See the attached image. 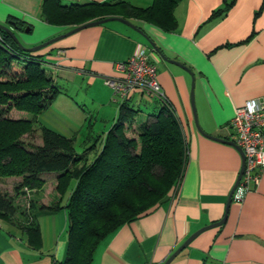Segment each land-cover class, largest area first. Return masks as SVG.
<instances>
[{
	"label": "crops",
	"instance_id": "crops-1",
	"mask_svg": "<svg viewBox=\"0 0 264 264\" xmlns=\"http://www.w3.org/2000/svg\"><path fill=\"white\" fill-rule=\"evenodd\" d=\"M104 1L120 0H60L63 5ZM123 1L137 7L152 3ZM229 2L232 6L225 15L210 20L213 12ZM42 3L0 0V23L12 28L25 47L57 39L38 54L58 87L60 104L77 117L79 102L63 82L74 77L86 82L85 93L93 108L89 118L84 114V124L88 122L85 140L98 135L104 138L116 118L119 102L105 83L108 78H122L116 63L145 47L169 110L188 144L187 164L175 195L119 227L98 247L91 264H163L188 237L224 215L221 225L200 232L168 264H264V171L242 202L231 200L227 207L242 157L236 147L210 137L232 141L230 121L235 108L249 99H264V0H181L174 10L173 30L129 20L154 46L117 20L66 35L77 26L45 21ZM128 100L140 111L146 105V113L161 105L153 95L139 91H133ZM49 108L38 117L44 126ZM66 120L68 132L62 135L75 139L76 124ZM99 120L102 125L96 131ZM40 176L45 186L37 200L48 205L59 199L57 174L43 172ZM74 185L72 181L60 200L62 205ZM37 221L41 245L34 249L20 230L0 218V264H59L64 260L66 209L41 215Z\"/></svg>",
	"mask_w": 264,
	"mask_h": 264
},
{
	"label": "trees",
	"instance_id": "trees-1",
	"mask_svg": "<svg viewBox=\"0 0 264 264\" xmlns=\"http://www.w3.org/2000/svg\"><path fill=\"white\" fill-rule=\"evenodd\" d=\"M180 1L152 0L147 7H137L123 0L69 5L43 0L41 14L45 21L55 24L79 26L121 17L173 30L174 10ZM231 6L232 2L226 3L210 20L225 15ZM58 93L41 56L21 49L0 29V181L20 177L13 190H21L29 206L27 216L17 221L14 215L20 208L14 203L15 197L0 187V218L20 230L29 246L37 249L41 245L37 218L66 209L65 258L59 264H91L98 247L119 227L167 200L166 192L180 183L184 174L188 144L166 100L157 98L160 107L138 120L140 109L126 99L119 103L105 137L90 136L78 152L74 137L64 136L38 120ZM34 131L39 132L40 145L23 141L24 135ZM43 172L57 174L59 199L48 205L37 201L45 186L40 176ZM72 181L75 185L62 205L60 200ZM149 198L155 200L145 201Z\"/></svg>",
	"mask_w": 264,
	"mask_h": 264
},
{
	"label": "built area",
	"instance_id": "built-area-1",
	"mask_svg": "<svg viewBox=\"0 0 264 264\" xmlns=\"http://www.w3.org/2000/svg\"><path fill=\"white\" fill-rule=\"evenodd\" d=\"M116 70L122 78L112 77L105 81L113 90L115 101L128 100L133 91L165 100L156 68L145 47H139L127 60L116 63ZM230 127L232 141L242 150L245 159L242 175L232 194V200L240 203L249 189L259 184L264 171V99H249L236 107Z\"/></svg>",
	"mask_w": 264,
	"mask_h": 264
},
{
	"label": "rangeland",
	"instance_id": "rangeland-1",
	"mask_svg": "<svg viewBox=\"0 0 264 264\" xmlns=\"http://www.w3.org/2000/svg\"><path fill=\"white\" fill-rule=\"evenodd\" d=\"M42 48H40V49H42ZM39 50H37L33 53H35L36 55H39L38 54ZM63 83H64V88L68 90V92L71 94V96H73L72 98H75L79 102L78 117H77V114L75 112H72L71 110H69L68 107H63L59 102L60 98L56 97V99L53 100L52 105L50 106L48 112H46V114L44 116V119H47V123H46L47 125L45 124V126L56 131V132H58V133H60V134L65 135V133L68 132L66 130V128H67V125H66L67 120L66 119L70 118L71 120H74V122L76 124L75 129L73 130V132H75V136H76L75 137V149H76V151L81 152L83 149L82 143L85 140V137L87 134V128H88L87 127L88 122H86L84 124V114H86L87 117L89 118L90 117L89 112H90L91 108H93L92 103H90L88 95L85 93L88 86H87L86 82H82L81 79L79 80V78H77V77L76 78L74 77L72 80L70 79L66 83L65 82H63ZM61 85H62V83H60V86ZM151 99L152 98L150 97L148 100H151ZM84 100H86L85 106L83 105L85 102ZM81 105H83V107ZM145 106H142V111H140L137 114L136 119H138V120L144 119V116L146 115V112H147L146 111L147 106L146 107ZM82 112H83V114H82ZM92 124H93V120H92ZM99 125H102L100 120L97 123L98 127H96L95 130L97 128H99ZM23 137H24L23 141L30 143L32 145H40L41 144V139H40L38 131H34L33 133H31L29 135H24ZM42 179H44V178H42ZM19 180H20V177H17V176L3 178L0 181V187L4 191H6L9 195L11 194L13 197H15L14 203H15V205H18V207L20 208V209H18V211H20V212H17L14 215V217H15V219H17V221L18 220L22 221L23 217L27 216V211H28L27 208L29 206H28V198L24 197L23 194H21V190H19L17 192H15L13 190V187L16 186V183ZM155 183H157V182L155 181ZM178 186H179V182L177 181V183L173 184V186H171L169 188V190L166 192L165 198H169V197H172L173 195H175V193L177 192ZM147 200L153 201V200H155V198H149V199H146L145 201H147ZM39 204L44 205L42 201ZM155 204H157V202ZM21 212H22V214H21ZM13 221H15V220L13 219Z\"/></svg>",
	"mask_w": 264,
	"mask_h": 264
},
{
	"label": "water",
	"instance_id": "water-1",
	"mask_svg": "<svg viewBox=\"0 0 264 264\" xmlns=\"http://www.w3.org/2000/svg\"><path fill=\"white\" fill-rule=\"evenodd\" d=\"M111 20H117V21H120V22H122V23H124V24H126V25H128L129 27H131V28H133L135 31H137V32H139L141 35H143L145 38H147L146 36H145V34L143 33V31L142 30H140L139 28H137L133 23H131L129 20H126V19H124V18H121V17H108V18H104V19H100V20H96V21H91V22H88V23H85V24H82V25H79V26H77V27H75L74 29H72L71 31H69L68 33H66V35H69V34H71V33H73V32H75V31H78V30H81V29H83V28H86V27H90V26H95V25H99V24H103V23H106V22H108V21H111ZM12 27L14 28L15 27V25L12 23ZM0 29L1 30H3V31H5L8 35H10L11 37H12V39L17 43V45L21 48V49H23V50H25V51H28V52H35V51H37V50H39L40 48H42V47H45V46H47L48 44H50V43H52L53 41H55V40H57L56 38L55 39H51V40H49V41H46V42H44V43H41V44H39V45H36V46H34V47H25L21 42H20V40L18 39V37L15 35V33H14V31L12 30V28H10L9 26H7V25H4V24H2V23H0ZM58 38V37H57ZM147 40L149 41V43L152 45V46H154L153 45V43L152 42H150V40L147 38ZM184 69H186V68H184ZM190 74H191V76H192V78H193V75H192V73H191V71H189V69H186ZM193 86V85H192ZM192 106H193V103H192ZM193 109H194V107H193ZM194 116H195V114H194ZM195 124H196V126H197V128L198 129H200L199 127H198V124H197V121H196V117H195ZM211 138H213V139H216V140H219V141H222V142H225V143H228V144H230V145H232V146H234V147H236L238 150H239V152H240V155H241V157H242V164H241V169H240V171H239V174H238V177H237V179H236V181H235V184L233 185V188H232V190H231V192H230V194H229V196H228V199H227V207H228V205L230 204V202H231V200H232V194H233V192H234V189H235V187H236V185H237V183H238V181H239V179H240V177H241V175H242V172H243V168H244V162H245V159H244V154H243V152H242V150L233 142V141H227V140H224V139H220V138H217V137H213V136H210ZM225 216L226 215H224V218L223 219H221L220 221H218V222H216V223H213V224H211V225H208V226H206V227H203V228H201V229H199L198 231H196L195 233H193L190 237H188L187 239H186V241L178 248V249H176V251H174L167 259H166V261H164V263L163 264H168L170 261H172L189 243H190V241L193 239V238H195L200 232H202V231H204V230H206V229H208V228H211V227H215V226H219V225H221L223 222H224V220H225Z\"/></svg>",
	"mask_w": 264,
	"mask_h": 264
}]
</instances>
